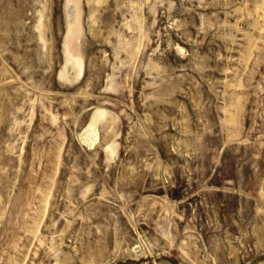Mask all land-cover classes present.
I'll return each instance as SVG.
<instances>
[{
  "label": "rangeland",
  "instance_id": "rangeland-1",
  "mask_svg": "<svg viewBox=\"0 0 264 264\" xmlns=\"http://www.w3.org/2000/svg\"><path fill=\"white\" fill-rule=\"evenodd\" d=\"M0 264H264V0H0Z\"/></svg>",
  "mask_w": 264,
  "mask_h": 264
}]
</instances>
